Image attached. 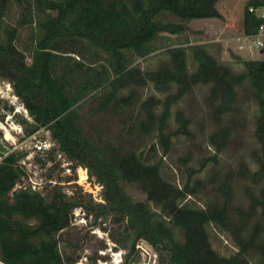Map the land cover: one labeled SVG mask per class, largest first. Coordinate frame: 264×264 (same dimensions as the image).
Listing matches in <instances>:
<instances>
[{
    "label": "trees",
    "instance_id": "16d2710c",
    "mask_svg": "<svg viewBox=\"0 0 264 264\" xmlns=\"http://www.w3.org/2000/svg\"><path fill=\"white\" fill-rule=\"evenodd\" d=\"M217 2L0 0V79L11 83L32 118L20 121L26 132L48 129L55 143L48 155L60 150L84 166L100 185L101 199L67 194L57 185L45 192L14 188L26 152H9L0 161V264H75L87 241L72 223L77 207L125 249L117 264L136 261L141 242L156 252L157 264H264V55L235 56L242 65L236 72L217 58L213 43L196 42L166 47L167 59L154 69L133 61L155 51L161 33H182L193 18L222 17ZM262 3L245 4L243 34L258 24L249 6ZM12 9L17 15L10 22ZM25 26L26 41L19 36ZM148 82L164 96L144 95ZM203 84L208 90L202 109L214 123L207 140L216 150L215 166L209 183L198 178L190 186L197 171L187 164L190 158L182 159L186 179L177 182L163 171L162 155L174 136L193 140V114L180 107L173 113L172 107L185 96L193 100L194 88ZM243 98L256 105L253 164L244 160L222 170L217 155L245 122ZM151 132L156 142L148 138ZM129 185L144 197L131 194ZM108 220L113 226L107 227ZM219 233L231 241L230 251L215 245ZM89 257L96 264L98 257Z\"/></svg>",
    "mask_w": 264,
    "mask_h": 264
},
{
    "label": "rangeland",
    "instance_id": "374dc122",
    "mask_svg": "<svg viewBox=\"0 0 264 264\" xmlns=\"http://www.w3.org/2000/svg\"><path fill=\"white\" fill-rule=\"evenodd\" d=\"M254 1L218 0L217 4L222 17L193 18L187 21V29L182 33H161L157 39L158 48L144 56H133L134 63H138L144 70L154 69L160 62L167 59L166 47L200 42L207 45L213 43L210 49L214 50L217 58L230 64L234 71H240L242 65L235 56L248 59L262 58L264 55L259 49L252 48L250 41L242 33L241 16L244 6ZM16 15V10L12 9L10 22L13 21ZM29 31V26L22 27L19 34L20 39L26 41ZM188 61L189 69H192L193 63L191 62L190 52L188 53ZM174 89L175 86L172 87V90ZM207 90L208 85H198L194 88L193 100L190 99V96H185L172 107L173 113L176 108L180 107L184 108L186 114H193V122L190 124V128L193 131V140L187 139L182 135L174 136L172 137L170 152L162 155L163 171L167 175H175L177 182H179V176L186 179V166L181 165L182 159L186 155L190 158L187 164L197 169L189 180V185H195L198 178L201 181L200 184L209 183L210 168L215 166L211 157L214 156L216 150L207 140L208 132L214 127V123L204 115L202 109V97ZM143 94H151L156 96V98L164 96V93H160L153 87L152 82H148L143 89ZM3 104L4 101L0 100V116L4 114ZM241 109L242 114L245 115V122L239 126L238 133H233L227 147L217 155L219 167L222 170L227 169L228 166L234 170L244 160L253 164L250 152L252 148L257 146L253 133V115L256 105L251 98H243ZM16 117L20 119V116ZM109 123L114 132L116 130L115 121L109 120ZM170 126H175L173 117L171 118ZM40 135L46 136V131L42 130ZM148 138L151 139V142H156V133L151 132V136ZM159 147H157V156L161 153ZM23 160L24 162L21 164L24 173L17 182L16 187L31 186L45 192L46 188L57 185L67 194L84 193L85 196H90L95 201L101 200L99 194L100 185L89 180L87 169L85 175V167L77 165L74 160L69 159L60 150H56L52 157L48 155V150H46L24 156ZM204 185L200 186V188L198 187V194L201 197L206 193ZM128 190L136 197H144V194L134 185H129ZM237 193L242 196V188L240 186H237ZM92 221L93 216L91 214L83 211L80 207L74 208L72 223L87 238L85 245L78 251L80 257L75 264H91L89 256L98 257L96 264H116L123 257L125 249L118 246L109 237L107 231L94 226ZM105 224H107V227L113 226L110 220ZM215 245L226 252L232 249L231 241L222 233L217 234ZM137 247L138 257L134 264H157L156 252L150 246L145 243H138Z\"/></svg>",
    "mask_w": 264,
    "mask_h": 264
},
{
    "label": "built area",
    "instance_id": "2783aa9c",
    "mask_svg": "<svg viewBox=\"0 0 264 264\" xmlns=\"http://www.w3.org/2000/svg\"><path fill=\"white\" fill-rule=\"evenodd\" d=\"M248 9L258 18V24L254 32L243 34V36L250 41L252 48L259 49L263 52L264 3L251 5ZM0 100L4 101V103L9 106H12L11 109L5 108V110L3 107L4 114L0 116V161L6 154L12 151L22 150L26 152L25 156H27L32 153L43 152L52 148L54 142L48 129L39 127L31 132H26L24 123L20 121V119H17L16 116H20L28 121L32 120L27 109L13 91L11 83L6 79H0ZM42 130L46 131V136L40 135ZM20 162H24L23 158ZM84 171L86 175V168ZM14 188H16V185ZM120 261L116 262V264ZM130 264H134V262H131Z\"/></svg>",
    "mask_w": 264,
    "mask_h": 264
},
{
    "label": "bare ground",
    "instance_id": "6f19581e",
    "mask_svg": "<svg viewBox=\"0 0 264 264\" xmlns=\"http://www.w3.org/2000/svg\"><path fill=\"white\" fill-rule=\"evenodd\" d=\"M7 136H8V133H7ZM84 177V176H83Z\"/></svg>",
    "mask_w": 264,
    "mask_h": 264
},
{
    "label": "water",
    "instance_id": "95a60500",
    "mask_svg": "<svg viewBox=\"0 0 264 264\" xmlns=\"http://www.w3.org/2000/svg\"><path fill=\"white\" fill-rule=\"evenodd\" d=\"M141 243H144V242H141Z\"/></svg>",
    "mask_w": 264,
    "mask_h": 264
}]
</instances>
